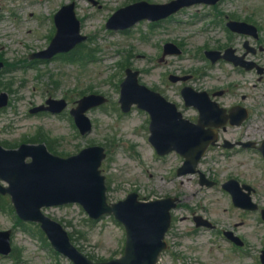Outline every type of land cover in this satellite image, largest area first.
I'll return each mask as SVG.
<instances>
[{
	"label": "rangeland",
	"instance_id": "374dc122",
	"mask_svg": "<svg viewBox=\"0 0 264 264\" xmlns=\"http://www.w3.org/2000/svg\"><path fill=\"white\" fill-rule=\"evenodd\" d=\"M96 1L98 6L89 0H0V56L16 62L15 68H23L0 76V93H9L11 103L0 113V142L40 137L65 156L85 147L102 146L107 153L102 169L111 202L123 200L133 192L144 200L176 195L186 198L184 206L173 212L174 222L167 237L173 246L172 253L182 254L186 260L173 262L171 253H167L161 256L160 264H260L264 249V222L260 214L234 209L229 195L220 187L201 189L194 177L178 179L175 158L160 160L151 149L145 112L134 109L124 115L118 104L126 68L140 71V82L145 86L163 88L164 71L169 68L158 60L167 42H179L184 49L181 59L170 60L177 62L171 63L174 70L181 66L183 70L207 73L204 80L193 82L195 89L230 85L222 69L202 70L206 62L198 59L199 52L212 46L211 40L216 36L206 31L212 22L209 17L202 22L196 19L206 17L210 10L187 9L172 21L142 22L127 33H110L105 25L120 7L140 1L165 4L170 0ZM72 2L81 22V34L87 36V41L71 56L28 68L30 54L46 49L51 41L53 14ZM223 5L240 18L255 13L264 28V0H224ZM224 38L227 36L222 33L220 39ZM262 38L264 42V29ZM74 57L83 62L73 63L70 59ZM125 57L130 63L123 60ZM261 64L264 65V61ZM122 65L130 66L121 68ZM245 76L241 82L243 88L229 93V96L237 95L229 103L236 100L251 110L250 121L242 128L221 134L223 140L234 142L250 137L259 142L264 138V78L260 80L254 73ZM10 82L12 88L3 89V85ZM94 92L107 96L109 104L88 113L94 129L87 137H81L68 118L29 114L31 108L50 95L62 97L67 93L75 98ZM224 152L222 149L211 152L202 169H214L221 183L230 175L253 186L257 190L254 200L264 207V164L258 155L238 150ZM7 201L0 200V231H13V258L17 262L0 257V264H71L49 247L39 226L20 224ZM44 212L61 223L72 242L94 262L121 257L125 231L113 218L91 221L77 205L45 209ZM193 212L208 217L217 229L195 231ZM231 229L247 242L244 251L237 252L222 238L220 232Z\"/></svg>",
	"mask_w": 264,
	"mask_h": 264
},
{
	"label": "water",
	"instance_id": "95a60500",
	"mask_svg": "<svg viewBox=\"0 0 264 264\" xmlns=\"http://www.w3.org/2000/svg\"><path fill=\"white\" fill-rule=\"evenodd\" d=\"M183 4L172 5L169 11L148 19L167 17ZM130 9L117 13L109 22L108 28L125 29L139 21L132 16L124 25L116 24L115 19ZM56 25L58 32L50 48L38 57L49 58L57 53L68 52L85 40L79 35L80 25L75 18L74 5L63 8L56 17ZM127 83L124 85L122 98V103L127 107L137 102L141 108L148 110L151 101L154 104L160 102L158 96L154 97L155 95L137 85L135 76L130 75ZM128 88L133 90H127ZM200 96L206 99L205 95ZM104 102L105 99L102 97H89L79 103L80 107L74 115L82 133L86 134L91 130V123L84 116L85 112ZM7 105V94L0 95V108ZM39 110L36 109L34 112ZM154 120V134L151 140L159 154L165 155L173 150L180 152L188 160L181 174L195 173V166L206 149V145L202 143L196 148L193 146L197 144V140L204 139L203 134L206 133L203 131V122L201 121L199 125H190L184 121L177 122L175 118L169 121L162 112H157ZM27 158H31L30 163H26ZM104 158V151L101 148H91L78 156L63 160L50 155L43 145H23L16 151H5L0 147V180L9 184L7 188L0 185V193L11 196L21 219L40 223L55 249L74 264L94 263L71 244L68 234L60 224L42 214L43 207L79 203L93 219L113 214L126 227L125 255L119 260L100 264H156L159 254L166 247L164 238L170 227V211L176 205L175 200L144 203L138 201V196L134 194L118 205L108 206L105 178L99 171ZM192 167L194 168L191 169ZM237 185L234 183L226 186L235 198L236 205L245 209H256L249 194L243 195L237 189ZM9 240L10 232L0 233L1 253L10 252Z\"/></svg>",
	"mask_w": 264,
	"mask_h": 264
},
{
	"label": "flooded vegetation",
	"instance_id": "af4514ba",
	"mask_svg": "<svg viewBox=\"0 0 264 264\" xmlns=\"http://www.w3.org/2000/svg\"><path fill=\"white\" fill-rule=\"evenodd\" d=\"M241 39L244 40V44L242 46V47H244V49H245V46L247 48H249L250 47L249 41H252L253 44L251 45V47L252 48H258V50L257 51L256 50H254V51L250 50L249 52H247L246 49L245 50L239 49V46H241V43H242L240 41ZM233 42L231 43V47L233 49H235L234 55L236 57H238V58H241L242 61H247V62L254 63L255 64V69L253 71L256 72L257 71L256 68L260 67L261 62L264 61V56L259 57L260 55H264V46H262V44L260 43V39L257 38V40H254V39H251V38H248V37L237 36V44L234 45ZM251 56H258L259 58H258V60L254 61V60L250 59ZM217 64L218 65L227 64L233 69V72H237L238 74H242V73L247 72L245 69H243L241 67H237L233 63H229V62H227L225 60H221ZM190 77H191V80H195L197 78L194 74H191ZM261 79H263V77L260 78V80ZM235 86L236 85H234V86L230 85V86H228L226 88V90H224V89H212L210 91V96H211L213 101L218 102L224 108H228L229 109V108H233L234 106H240L239 104L228 105L227 103H225V104L222 103L223 99L226 98L227 95H228L227 93L229 91L227 92V90H229V89H231L232 87H235ZM168 87H171V85H168ZM172 92H173V95H170V96L166 95V93L164 92V95L167 98V100L173 102L185 115L189 112V115H190V116L188 115L189 116V120H191L192 122H195L197 120L196 116H198L199 112L195 108L187 107L186 104L183 103L182 101H181V103L178 101L179 97H181V91H180V93H178L177 91H173L172 90ZM218 93H222V95L219 96ZM226 131H227V129L222 130V132H226ZM236 143H240V141H238ZM221 146H222L221 143H217L216 144L217 148H220ZM177 160H181V159L177 158ZM208 178L210 179L212 177L208 176ZM212 180L216 183V186H217V182L214 179H212ZM200 188L204 189L203 187H200ZM216 229H217V226H215L214 228H212L210 230L215 231ZM204 230H209V229L204 228ZM231 231L234 232L237 237H239L241 240H243V238L241 237L242 235H240L235 229H231ZM229 244H231L233 247L236 246L232 242H230ZM245 246H246V243H245V245L243 247H245ZM235 248H240V247H235Z\"/></svg>",
	"mask_w": 264,
	"mask_h": 264
}]
</instances>
